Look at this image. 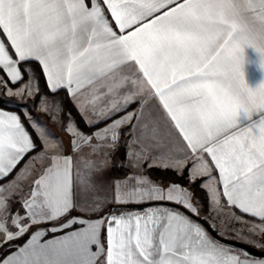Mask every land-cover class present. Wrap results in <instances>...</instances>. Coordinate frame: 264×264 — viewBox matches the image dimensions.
I'll return each mask as SVG.
<instances>
[{
	"label": "snow or ice",
	"instance_id": "1",
	"mask_svg": "<svg viewBox=\"0 0 264 264\" xmlns=\"http://www.w3.org/2000/svg\"><path fill=\"white\" fill-rule=\"evenodd\" d=\"M249 48L264 0H0V264H264Z\"/></svg>",
	"mask_w": 264,
	"mask_h": 264
},
{
	"label": "crops",
	"instance_id": "2",
	"mask_svg": "<svg viewBox=\"0 0 264 264\" xmlns=\"http://www.w3.org/2000/svg\"><path fill=\"white\" fill-rule=\"evenodd\" d=\"M245 57H246V60L249 61V63L245 64L246 79H247V81L251 87H256L260 82L264 81V70H261L259 68V55L253 49L249 48V49L245 50ZM9 110H12V109H9ZM68 110L71 111L73 116H76V119H77V115L74 113L73 109L68 108ZM77 122H78V119H77ZM49 127L52 128V130L55 132L56 136L63 139L65 145L67 146L68 137L64 134V132L62 130L57 129L52 124ZM80 127L84 131H86L81 125H80ZM223 243H225V242H223ZM226 244H228V243H226ZM234 247L238 248L236 246H234Z\"/></svg>",
	"mask_w": 264,
	"mask_h": 264
},
{
	"label": "water",
	"instance_id": "3",
	"mask_svg": "<svg viewBox=\"0 0 264 264\" xmlns=\"http://www.w3.org/2000/svg\"><path fill=\"white\" fill-rule=\"evenodd\" d=\"M213 235H215V233H213ZM217 238L221 239L225 243L234 245V246H236L238 248L246 249L250 254H252L254 256H260L261 255V253H260V251L258 249L254 248V247H251V246H249L246 243H242V242H239V241L231 239V238H228V239H223L221 237H217Z\"/></svg>",
	"mask_w": 264,
	"mask_h": 264
},
{
	"label": "trees",
	"instance_id": "4",
	"mask_svg": "<svg viewBox=\"0 0 264 264\" xmlns=\"http://www.w3.org/2000/svg\"><path fill=\"white\" fill-rule=\"evenodd\" d=\"M41 86H43V80H41ZM9 108V107H8ZM9 109H13V108H9ZM75 110V109H74ZM82 124V126L84 127V125H83V123H81ZM85 128V127H84ZM87 131H89V129H87V128H85ZM122 153H123V149H121V153H120V155L122 156ZM117 175H119V176H123L124 175V172L123 171H121V172H119V173H117ZM152 175H153V177L154 178H160V176H161V173H159V172H153L152 173ZM166 179H175L176 177L174 176V175H172L171 173H169L166 177H165ZM197 195L198 196H200L201 198H203V196H204V193L203 192H200L199 190H197ZM17 243H19V242H17Z\"/></svg>",
	"mask_w": 264,
	"mask_h": 264
},
{
	"label": "rangeland",
	"instance_id": "5",
	"mask_svg": "<svg viewBox=\"0 0 264 264\" xmlns=\"http://www.w3.org/2000/svg\"><path fill=\"white\" fill-rule=\"evenodd\" d=\"M61 96L63 97V93H61ZM9 108H13L15 109V105H8ZM8 108V109H9ZM67 108H72V106L70 104H67ZM73 109V108H72ZM74 113L76 114L75 110L73 109ZM40 119H42L45 123H48V118L47 116H40ZM78 122H80V118L79 116H77ZM80 125L82 126V124L80 123ZM49 126H51V124H49ZM53 127V126H52ZM83 127V126H82ZM84 128V127H83ZM85 129V128H84ZM86 130V129H85ZM87 131V130H86ZM15 207V206H14Z\"/></svg>",
	"mask_w": 264,
	"mask_h": 264
}]
</instances>
